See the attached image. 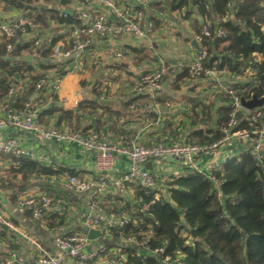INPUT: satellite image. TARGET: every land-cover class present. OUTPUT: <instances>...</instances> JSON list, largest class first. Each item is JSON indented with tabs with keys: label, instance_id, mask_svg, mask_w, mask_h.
Here are the masks:
<instances>
[{
	"label": "trees",
	"instance_id": "trees-1",
	"mask_svg": "<svg viewBox=\"0 0 264 264\" xmlns=\"http://www.w3.org/2000/svg\"><path fill=\"white\" fill-rule=\"evenodd\" d=\"M39 1L0 0L6 8L20 11L22 17L35 22L42 41L35 46L30 38L20 42V35L9 40L0 38V105L6 101L9 84L16 81L24 88L15 97V109H20L30 99L37 106L40 98L47 95L54 99L55 95L47 86L36 91L35 84L51 71L54 72L51 75L61 76V66L69 63L54 60L51 48L59 42L63 49L70 47L71 30L83 23L81 11L62 13L61 7L71 3L68 0H42L44 4ZM171 4L179 10L187 6L195 8L200 18L212 23L211 36L203 38L200 44L207 50L203 67L225 69L229 75L242 78L229 86L237 91L240 100H249L253 95L263 97L264 0H172ZM52 22L57 26L51 28ZM215 29H221L224 37L215 36ZM180 71H175L173 81L190 79L188 66ZM38 93H42L41 96ZM35 95L38 96L34 98ZM223 95V106L216 111L215 128L206 130V134L204 129L191 131L183 143H210L222 135L221 129L231 113L229 95L227 92ZM133 102L130 100L125 108ZM87 108L96 110L98 106L95 102H81L74 113L62 108L58 111L62 119L72 122L84 112L91 116ZM258 109L264 121V104ZM208 111L209 107L202 106L200 112L194 114L202 118L200 121L206 127L211 122ZM45 112L40 111L39 121L47 126ZM153 115L146 113L149 117ZM245 115L244 110L236 115L235 129H247ZM100 119L93 118L90 125L80 130L78 126L67 129L86 133L94 128L98 132L106 123H100ZM113 129L117 134L122 133L115 126ZM119 140L128 141L123 137ZM6 157L11 162L9 173L20 174L23 183L32 177L55 174L37 161ZM182 168L183 173L178 176L154 175L157 189L146 190L138 183H129L136 185L133 199L120 211L114 207L106 209L117 215L125 214L129 221L122 227L110 229L109 236L103 240L102 261L86 264H264V159L257 163L249 150L239 144L219 169L211 171L214 180ZM0 181L4 182L2 187L15 186L8 179L0 178ZM48 227L56 235L62 233L58 229L60 222H50ZM128 237L135 242L147 240L146 248L124 242ZM158 248H163V252L154 254L153 250Z\"/></svg>",
	"mask_w": 264,
	"mask_h": 264
},
{
	"label": "crops",
	"instance_id": "crops-1",
	"mask_svg": "<svg viewBox=\"0 0 264 264\" xmlns=\"http://www.w3.org/2000/svg\"><path fill=\"white\" fill-rule=\"evenodd\" d=\"M118 1L132 10L137 8L132 0ZM171 1L151 0L143 6L147 19L154 25L153 33L146 38L134 39L122 35L104 39L95 35L84 51L86 64L83 68L67 69L61 66L58 91L48 87V91L55 95L54 99L47 95L37 102L40 111H46L44 122L47 126L59 129L78 126L80 130L90 125L93 118L101 117L100 123L106 121L103 130L97 132L93 128V131L108 142H117L123 137L128 142L144 145L156 142L183 143L191 131L204 129L206 134V130L215 128L217 108L223 106L224 88L242 78L226 74L215 79L197 77L173 81V76H165L160 83L159 94L154 99L147 92L136 93L132 90L135 81L144 74L156 71L163 63L176 65L178 72H181L198 51L195 35L202 23L201 18L195 8L190 6L173 9ZM39 3L44 4L42 0ZM71 3L62 6L61 12L66 10L72 14L77 10L83 11L81 4ZM87 11L91 16L105 13L109 17L108 10L97 2ZM21 17L20 11L6 8L0 2V23L17 21ZM56 26L54 22L51 23V28ZM192 41L196 42L197 48ZM114 52H120L122 56L114 57ZM91 58H95L96 63L89 64ZM49 73L54 74L52 71ZM41 94L38 93L39 96ZM145 96L147 99L143 98ZM130 100L134 102L125 108ZM81 102H95L98 108H87L91 116L84 112L81 118L72 122L61 118L58 109L74 113ZM202 106L209 107V127L202 124V118L194 116ZM151 112L153 116H146V113ZM113 126L121 129L122 133L117 134ZM4 134L15 137L23 149L44 156L46 161L37 162L51 168L55 174L32 177L23 183L20 174L9 173L10 160L0 155V178L8 179L15 185L5 188L2 187L4 182L0 181V213L17 228L16 231L0 228V258L6 257L9 252H17L27 261H32L37 253L32 243L35 241L52 254L61 255L62 264H75L72 258L57 250L54 245L56 232L49 229L48 224L60 222L58 229L64 234L82 232L81 215L91 200H97L104 211L110 207L120 211L126 202L133 199L136 185H127L122 192L111 185L103 193H97L95 188L87 192L71 190L64 185L69 176L93 183L97 181L93 154L75 143L42 141L31 133L18 132L11 127L6 128ZM129 165L125 155H117L111 173L120 175L126 172ZM144 169L163 178L183 173L181 164L173 159L160 164L148 162ZM43 191L52 197V205L39 219H34L28 210H19L16 203L20 197L37 195ZM98 242L97 239L91 240L85 251L94 249Z\"/></svg>",
	"mask_w": 264,
	"mask_h": 264
},
{
	"label": "built area",
	"instance_id": "built-area-1",
	"mask_svg": "<svg viewBox=\"0 0 264 264\" xmlns=\"http://www.w3.org/2000/svg\"><path fill=\"white\" fill-rule=\"evenodd\" d=\"M79 2L83 6L80 17L83 23L79 27L71 30L70 47L63 49L59 42L51 48L52 58L59 62L69 61L63 65L64 68H83L86 64L84 51L95 35L107 39L117 38L122 35L130 36L134 39H143L154 31L153 23L147 19L143 6L151 0H132L137 6L134 10L125 7L118 0H69ZM94 2L99 3L108 10L109 17L105 13H98L91 16L87 11ZM199 31L195 35V41L199 45L193 59L188 64V73L190 78H196L202 75L205 78H218L221 75L228 74L225 69L204 68L203 62L207 56L205 47L200 44L205 37L211 36L212 23L204 21ZM214 34L217 37H224L221 29H215ZM20 35L22 39H33L34 45L38 46L41 41L40 30L35 22L26 17H21L17 21L9 23H0V38L12 39ZM10 45L8 46V48ZM114 57H121L120 52H114ZM89 64L96 63L95 58L88 61ZM177 70L176 65L161 64L153 72L141 76L132 86L136 93L147 92L152 99L159 94L160 83L165 76H173ZM60 77L57 75H44L35 84L36 91L43 86L58 91ZM24 86L20 81L11 82L7 91L6 101L1 105L2 116H0V155L11 156L14 158L25 157L33 161H46L44 156L37 155L23 149L15 137L5 136L6 128L11 127L18 132L31 133L42 141H56L75 143L83 150L93 154L94 165L97 172V181L95 183L79 179L76 176H69L65 181V187L81 192H87L93 188L97 193H103L108 185L113 186L119 191H124L129 183H138L146 190L157 189V182L154 175L144 165L148 162L165 163L168 160H177L181 166L188 171L203 173L212 180L211 171L217 170L221 162L229 158L234 147L241 145L248 149L253 159L260 163L264 159V121L262 113L258 108L245 110L242 107L241 100L237 91L232 88H224L230 99L231 113L229 119L221 129L222 135L210 143H179L173 142L166 144L156 142L153 144H140L137 142H128L119 140L117 142H108L97 132L90 130L86 133L70 131L68 129H59L52 126H45L39 121L40 108L33 99L24 103L20 109H15V97L23 91ZM244 110L246 115L244 121L247 122V129H235L237 125L236 115ZM117 155H125L130 165L126 172L120 175H113L114 161ZM221 159V160H219ZM216 186L219 184L215 181ZM19 210H28L34 219H39L52 205V197L41 192L37 195H28L20 197L17 200ZM129 221L125 214L117 215L113 211H104L97 200H91L87 209L81 215L82 232H73L65 236L59 233L54 237V245L59 252L74 260L75 264H86L88 261H102L105 248L103 240L109 236L110 229L122 227ZM0 228L16 231V226L0 213ZM89 229L100 231L97 237L98 244L94 249L85 251L91 240L86 236ZM95 239V240H96ZM146 241L135 242L132 237L124 239V242L135 244L146 248ZM36 249V257L32 261H27L17 252H9L6 257L0 258V264H62L61 255H55L32 241ZM163 252V248L153 250L154 254Z\"/></svg>",
	"mask_w": 264,
	"mask_h": 264
},
{
	"label": "water",
	"instance_id": "water-1",
	"mask_svg": "<svg viewBox=\"0 0 264 264\" xmlns=\"http://www.w3.org/2000/svg\"><path fill=\"white\" fill-rule=\"evenodd\" d=\"M62 13L70 14L71 12L66 11V10H62ZM191 43L197 48V44L195 41H192ZM241 104L245 110H253L255 108H259L264 104V96L261 98H258L255 95H253L249 100H241ZM100 235H101L100 231L95 230V229H89L86 232V236L89 240H94L97 237H99Z\"/></svg>",
	"mask_w": 264,
	"mask_h": 264
}]
</instances>
